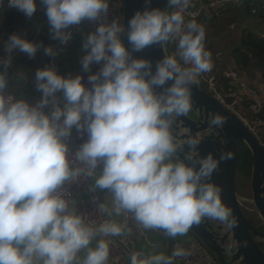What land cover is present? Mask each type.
<instances>
[{"label": "clouds", "instance_id": "9594fccd", "mask_svg": "<svg viewBox=\"0 0 264 264\" xmlns=\"http://www.w3.org/2000/svg\"><path fill=\"white\" fill-rule=\"evenodd\" d=\"M39 3L52 38L61 43L71 38L72 26L98 22L83 41L81 66L85 72L93 63L100 68L88 76L90 86L79 74L38 69L35 82L42 95L35 104L6 94L8 80L0 72V264H108V238L130 231L125 216L142 229H164L171 237L187 233L202 218L234 228L232 210L211 182L219 159L199 155V137L183 141L173 131L176 120L191 110V85L213 68L205 28L195 13L186 20L192 0L138 10L127 27L118 18L108 21L109 0ZM8 4L28 19L37 9V0ZM125 32L130 48L122 39ZM168 42L176 43V54H164L154 71L150 60L132 55ZM5 47L34 57L40 45L12 33ZM45 53L57 54L51 46ZM57 92L63 94V106ZM224 123L220 114L209 120L210 127ZM73 128L87 134L74 153L67 142ZM185 143L190 149L180 156ZM228 158L230 153L221 154L220 159ZM83 176L112 192L111 206L98 205L100 222L78 214L65 196L63 186ZM129 262L172 264L171 257L136 251Z\"/></svg>", "mask_w": 264, "mask_h": 264}, {"label": "water", "instance_id": "95a60500", "mask_svg": "<svg viewBox=\"0 0 264 264\" xmlns=\"http://www.w3.org/2000/svg\"><path fill=\"white\" fill-rule=\"evenodd\" d=\"M168 0H124L123 22L125 27L136 11L146 7L166 8ZM123 41L130 48L127 33H123ZM164 47L160 44L150 45L140 51H132L134 57L145 58L151 61L153 71L156 62L163 58ZM191 110L180 116L174 125V133L180 140L186 141L190 136L199 137L197 145L199 155L206 156L212 153L219 159V166L211 176V182L220 187L222 203L232 210L237 223L232 229H227L236 241V251L227 259L228 246L225 241L228 233L222 225L214 224L213 219L202 218L198 223L190 226L189 231L215 255L219 264H264V250L258 245L252 232L258 231L257 225L250 223L244 213L243 205L239 202L240 196L236 189V167L238 162L239 143H244L252 154L250 177V202L259 214L264 224V146L252 134L249 128L233 113L226 109L215 97L201 87L191 85ZM216 114L225 118L222 127H210L209 120ZM190 145L185 143L180 150V156L189 151ZM231 154V158L220 159L221 154ZM159 230L166 240V257L173 260V239L164 229ZM225 245V246H224ZM173 263V262H172Z\"/></svg>", "mask_w": 264, "mask_h": 264}, {"label": "crops", "instance_id": "0c3cea01", "mask_svg": "<svg viewBox=\"0 0 264 264\" xmlns=\"http://www.w3.org/2000/svg\"><path fill=\"white\" fill-rule=\"evenodd\" d=\"M199 24H219L220 28L217 33L212 34L205 29L204 45L205 49L211 53L213 68L206 72L217 84L218 88H222L224 84L228 86L227 93L239 94L247 104L259 106L264 102V78L261 72L250 67L237 66L233 49L244 32H250L255 35L264 36V15L261 9L253 7L246 3L236 6H228L223 8L215 16L208 18H199ZM41 20L36 22L33 29L32 37L36 33V28ZM215 30H213V33ZM41 36L46 42L51 41L52 35L48 20L42 27ZM87 36V32L83 31L74 37L70 38L66 43L67 53L62 61L52 65V67L64 76L83 75L85 72L81 66V57L86 50L83 49V41ZM47 45H41L34 57H29L28 54L18 50L10 57L6 56V51H0V72L6 73L8 87L6 93L13 94L16 98L27 99L30 96L38 95L35 82V74L37 69L43 68L49 55L45 53ZM10 58V63H6ZM24 60H31L33 65H29ZM61 106L64 104L63 96H57ZM47 111H50V106ZM74 130V128H73ZM72 130V131H73ZM92 184L95 186V179H92ZM100 192L104 193L105 203L111 206L112 192L109 189H102L95 186ZM260 222V221H259ZM255 224H258L255 223ZM261 224V222H260ZM149 240L154 242L150 245L149 242L140 238L132 237L134 246L143 252L144 257L155 254L166 256L167 246L163 234L157 229H147ZM162 234V235H161ZM188 231L183 235H178L174 239L188 238ZM95 241H93V244ZM108 264H113L108 261ZM123 264H130L124 262Z\"/></svg>", "mask_w": 264, "mask_h": 264}, {"label": "built area", "instance_id": "2783aa9c", "mask_svg": "<svg viewBox=\"0 0 264 264\" xmlns=\"http://www.w3.org/2000/svg\"><path fill=\"white\" fill-rule=\"evenodd\" d=\"M245 0H192V6L186 14V20L192 18L191 13H195L194 18H199L201 16L212 17L218 14L223 8L228 6H236L242 4ZM250 5L258 9H264V0H250ZM261 3V5H259ZM123 9H124V0H109V9L107 19L111 21L112 19L118 18L122 24L123 22ZM171 10V9H169ZM47 19V18H46ZM46 19L40 21L36 28V33L33 37L28 40L38 43L39 45H47L53 47L57 54L54 57H50V67L62 61L63 57L67 53V48L65 43H61L57 39H52L49 42H46L45 39L41 36L42 27L46 22ZM97 21H82L81 24L72 26L71 32L72 37L78 33L86 31L87 34L91 31H94L97 26ZM123 39V34H122ZM19 49H13L10 53L6 51V56L10 57ZM164 52L168 55L176 54V43L168 42L164 45ZM100 68V64L93 63L88 72H84L82 75V81L86 86H90L88 82V76L91 73L97 72ZM196 84L202 87L207 91L211 96L215 97L226 109L233 113L239 120H241L255 135L256 138L261 140L262 135L264 134V122L259 120H254L251 111L257 109V105H248L244 102V99L236 93L229 94L222 91L218 88L216 82L206 73H202L196 81ZM7 94V93H6ZM42 93L38 95L30 96L26 99L30 104L37 103L41 98ZM56 96H63L62 92H57ZM49 107V106H48ZM46 107V111L48 109ZM87 139L86 133L77 132L74 128L71 135L67 138V142L70 146L71 151L74 153L76 149ZM102 169V164L97 166V172ZM92 179L94 177L83 176L77 181L66 183L63 187L65 189V196L70 201H72V206L75 208L78 214H82L87 217L89 220H96L100 222L104 217L99 212L98 205L100 203H105L104 193L100 192L93 184ZM239 202L242 204H247L243 199H240ZM248 213H257L255 207L253 210L249 211L243 207ZM126 221L127 228L130 229L129 232L122 237H109L112 241L110 245V255L109 261L113 264H123L124 262H129V255L131 252L136 251L139 253L143 252L137 249L132 241V237L136 239H144L149 242L150 245H154V242L149 240L147 229H142L139 227L133 220L128 218V216L123 217ZM214 224L222 225L224 232L228 233V238L225 241V245L228 246V251L226 253V258L228 259L237 249L236 241L233 238L230 232H227V229L223 224L217 220H213ZM257 242H262L264 244V236L258 235L256 237ZM224 245V246H225ZM178 250H182L184 255L174 256L172 264H219L216 260L215 255L198 239L197 237H188L183 239H174L173 240V253ZM144 256V255H143ZM130 263V262H129ZM239 264V261L237 262Z\"/></svg>", "mask_w": 264, "mask_h": 264}, {"label": "trees", "instance_id": "16d2710c", "mask_svg": "<svg viewBox=\"0 0 264 264\" xmlns=\"http://www.w3.org/2000/svg\"><path fill=\"white\" fill-rule=\"evenodd\" d=\"M249 1L250 0H245V2L248 4L250 3ZM259 5H261V3H259ZM261 12H263L264 15V9H261ZM46 18H47L46 12L39 3V0H37V9L32 19L26 18L24 14L21 13L20 11L16 10L15 8L9 7L8 0H4L3 6H0V51L4 52L6 42L10 34L17 33L23 38L30 39L32 37L33 29L35 28L36 22L38 20H43ZM199 18H205V16H201ZM232 54L234 56L237 66L257 69L261 72V75L264 78V36L255 35L250 32H244L241 35L237 43V46L233 49ZM24 61H26V63L29 65H33L31 60H24ZM50 63L51 62L49 56L43 68L50 67ZM194 84L199 86L196 83ZM219 89H221L224 92H227L228 86L224 84L222 88ZM248 105L249 104H247V106ZM251 115L254 120H259L261 122H264V102H262L259 106H257V109L251 111ZM260 141L264 146V134L262 135ZM251 167H252V154L249 148L244 143H239L238 162L236 167V186H237V173H239L240 175H249V173H251ZM246 219L250 223L253 224L256 223L254 220L248 218L247 216ZM256 225L258 231L252 232V235L255 239L260 234V227H264L263 224H259V225L256 224ZM188 235L189 237H193V234L189 230H188ZM257 243L264 250V244L262 242H257Z\"/></svg>", "mask_w": 264, "mask_h": 264}, {"label": "rangeland", "instance_id": "374dc122", "mask_svg": "<svg viewBox=\"0 0 264 264\" xmlns=\"http://www.w3.org/2000/svg\"><path fill=\"white\" fill-rule=\"evenodd\" d=\"M195 20L197 22H199V20H197V18ZM203 27L205 29H207L209 32H212V34H215L218 32L220 25L219 24H204ZM213 30H215L214 33H213ZM250 177H251V173H249V175H240L239 173H237V186H236L237 190L236 191H237L238 195L240 196V198H242L246 202L249 199L244 198V196L251 197ZM243 207H245L247 210L251 211V210H253L254 206L250 202H247V204H243ZM243 213L248 218L254 220L256 223L258 222V225L260 224V222L262 224V220L260 219L258 212L256 214L255 213H248L246 210L243 209ZM260 234L262 236H264V227H260ZM176 237H178V236H175V238Z\"/></svg>", "mask_w": 264, "mask_h": 264}, {"label": "bare ground", "instance_id": "6f19581e", "mask_svg": "<svg viewBox=\"0 0 264 264\" xmlns=\"http://www.w3.org/2000/svg\"><path fill=\"white\" fill-rule=\"evenodd\" d=\"M239 199H242V198H239ZM243 205V204H242Z\"/></svg>", "mask_w": 264, "mask_h": 264}]
</instances>
